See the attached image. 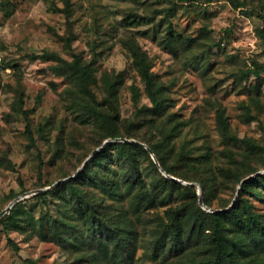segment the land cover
Instances as JSON below:
<instances>
[{
	"label": "rangeland",
	"instance_id": "374dc122",
	"mask_svg": "<svg viewBox=\"0 0 264 264\" xmlns=\"http://www.w3.org/2000/svg\"><path fill=\"white\" fill-rule=\"evenodd\" d=\"M240 1L242 5L235 7L230 0H69L68 6L63 0H0V212L18 195L50 186L65 178L64 174L77 171L94 149L111 138L96 146L100 136L73 111L67 92L73 83L54 68L56 61L27 56L45 51L58 52L68 60L72 59V52H80L85 60L94 62L97 83L93 89L99 96L104 88L103 75L122 71L121 116L142 122L139 134L158 141L155 125L168 121L170 114L184 122L173 139L176 149L188 142L195 154L211 153L216 176L213 204L232 206L239 197L241 182L223 183L220 167L232 165L231 151L241 160L245 147L222 137L217 109L224 111L234 133L264 144V73L257 102L252 101L255 94L249 90L252 78H235V73L250 66L253 60L264 62V36L258 33L264 25V0ZM133 11L154 15L155 21H130L133 17L127 15ZM166 25L180 34L176 50L164 46ZM71 33L75 34L72 49L64 39ZM187 36L194 38L190 45L183 41ZM131 37L147 52L153 71L167 86L171 99L168 112L154 117L153 123L136 115L140 106L150 105L151 101L131 63L127 47ZM207 61L212 64L205 70ZM132 85L139 88L137 96ZM21 104L29 111L28 118L17 111ZM245 105L255 118L247 115ZM27 125L33 131L34 141L29 139ZM56 150L59 158L52 162ZM156 159L165 176L195 185L198 194L200 186L204 198L199 181L170 173L169 176L162 171L157 156ZM238 165L245 168L244 164ZM258 167V174L264 173L261 159ZM150 176L145 175L148 184ZM49 181L52 183L36 186ZM11 190L19 193L12 199ZM35 196L25 197L24 205L41 217L45 207ZM133 198L130 195L113 202L126 205L139 230L135 255L127 261L122 256L101 255L100 264H185L202 256L199 249L179 257L160 256L163 246L157 240L164 236L162 218L167 219V211L177 202L147 208ZM57 200L54 196L53 209ZM257 206L264 212L263 203L257 201ZM80 255L79 250L67 249L32 231L31 225L10 229L0 225V264H31L30 259L36 260V264H99L88 258L78 259Z\"/></svg>",
	"mask_w": 264,
	"mask_h": 264
},
{
	"label": "trees",
	"instance_id": "16d2710c",
	"mask_svg": "<svg viewBox=\"0 0 264 264\" xmlns=\"http://www.w3.org/2000/svg\"><path fill=\"white\" fill-rule=\"evenodd\" d=\"M63 1L66 6L69 5V0ZM230 1L235 7L242 5L240 0ZM128 16L133 17L130 21L137 20L145 24L155 21L154 15L151 14L133 11ZM164 31V46L176 50L180 44V34H175L171 25H166ZM157 32L155 27L154 33ZM258 33L264 36V25ZM74 38V33L64 38L66 46L70 49ZM192 39L194 38L187 36L183 41L190 45ZM217 45L220 43L217 42ZM127 47L132 57L131 63L139 72L151 101L150 105L140 106L136 115L142 121L147 119L149 123H153L154 117L163 116L171 105L167 86L153 71L147 52L135 37L127 41ZM72 53L71 60L55 51L33 52L27 56L31 59L56 61L54 68L72 81L73 85L67 92L73 111L83 123L91 124L98 132L100 138L96 141V146L106 138L111 137L114 140L107 142L76 176L36 194L34 198L40 199L45 207L43 216L36 217L25 207V199H22L0 218V225L8 229L31 225L32 231L39 235L67 249L79 250L81 255L78 259L88 258L99 263L103 255L122 256L123 260L127 261L135 255L139 230L129 216L126 205H116L113 201L133 195V199H139L138 203L146 204L147 208L159 203L177 202L167 211V219L162 218L164 236L157 241L163 246L159 254L164 256V259L173 255L179 257L187 251L199 249L202 256L191 258L185 264H264V212L257 206V201L264 204V173H257L241 184L239 197L232 206H215L212 197L216 176L210 160L211 153L195 154L188 148V142H184L179 149L175 147L173 139L179 135V126L184 122L170 114L168 121L155 125V132L159 135L158 141L139 134L144 124L141 125L139 120L129 121L121 116L119 92L124 83V73L106 72L102 77L103 92L99 96L93 89L97 83L94 62L85 60L80 52ZM211 64L207 61L205 70L209 69ZM262 73L264 62L260 60H253L250 66L235 73L237 80L252 78L249 90L255 94L251 96L254 102L258 101L260 94ZM131 89L137 96L139 88L132 85ZM20 100L23 103V98ZM135 101L137 102V99ZM245 109L249 117L255 118L248 105H245ZM17 111L29 117V111L23 109L22 104ZM217 118L222 137L227 142L245 147L241 160L231 151L232 165L220 167L224 177L223 183L230 180L239 183L259 170V160L264 162V144L253 137H241L234 133L227 116L220 108L217 109ZM167 123L171 125L167 126ZM27 133L29 139L34 141L29 125ZM115 138H137L140 142H147L160 165L168 173L185 180L199 181L204 191V203L213 209H220L209 211L203 208L199 203L195 185L184 184L165 176L145 145ZM58 158L56 150L51 160L56 162ZM112 161H117V164ZM240 163L245 166L243 170L238 165ZM148 171H151V174ZM75 172L66 173L64 177ZM145 175H151L150 184ZM51 183L39 182L36 186L42 187ZM18 194L11 190L10 199ZM54 196H57L58 200L53 209L51 203ZM29 262L36 264L34 259Z\"/></svg>",
	"mask_w": 264,
	"mask_h": 264
},
{
	"label": "water",
	"instance_id": "95a60500",
	"mask_svg": "<svg viewBox=\"0 0 264 264\" xmlns=\"http://www.w3.org/2000/svg\"><path fill=\"white\" fill-rule=\"evenodd\" d=\"M115 139H118V140L134 141V142H139V143L145 145V146L150 150V152L152 153L154 159H155L156 162H157L156 156H155V154H154L152 148H151L148 144L143 143V142H140L139 140H136V139H129V138H115ZM111 140H114V139H113V138H109V139L105 140L104 143H103L101 146H99V147H97L96 149H94V150L91 152V154L86 158V160L84 161L83 165H82L80 168H78V170H77L73 175L68 176V177H65V178H62V179H59V180H57L54 184H52V185H50V186L43 187V188H39V189H36V190L31 191V192H28V193H23V194L18 195L17 197H15V198H14V199L8 204V206H6V207L0 212V218H1L5 213H7L17 201L22 200V199H24V198L27 197V196L35 195V194H38V193L44 192V191H46V190L52 189L53 187H55V186H56L57 184H59L60 182L65 181V180H68V179H70L71 177L76 176V175H77V174L83 169V167H84L85 164L88 162V160H90V159H91L96 153H98L102 148H104L105 144H106L107 142L111 141ZM161 169H162V171H163L164 173H166V174H168L169 176H171V175H170V174H169V173H168V172H167L162 166H161ZM257 173H259V172H256L255 174H251V175L245 177V178L241 181V184H242L246 179H248V178L251 177V176L256 175ZM241 184H240V187H239V188H241ZM199 189H200V191H199V194H200L199 203H200L204 208H207L209 211H215V209L208 207V206L204 203L203 198H202V190H201V187H200V186H199Z\"/></svg>",
	"mask_w": 264,
	"mask_h": 264
}]
</instances>
